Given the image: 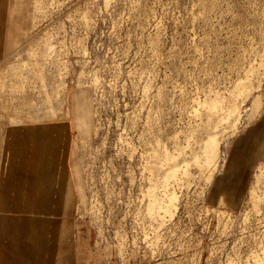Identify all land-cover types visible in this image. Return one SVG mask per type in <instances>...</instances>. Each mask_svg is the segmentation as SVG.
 I'll list each match as a JSON object with an SVG mask.
<instances>
[{"label": "rangeland", "instance_id": "rangeland-1", "mask_svg": "<svg viewBox=\"0 0 264 264\" xmlns=\"http://www.w3.org/2000/svg\"><path fill=\"white\" fill-rule=\"evenodd\" d=\"M6 18L0 112L62 114L79 264H264V0H6Z\"/></svg>", "mask_w": 264, "mask_h": 264}, {"label": "crops", "instance_id": "crops-1", "mask_svg": "<svg viewBox=\"0 0 264 264\" xmlns=\"http://www.w3.org/2000/svg\"><path fill=\"white\" fill-rule=\"evenodd\" d=\"M8 40L0 0V64ZM16 105L0 112V264H79L68 126L62 114Z\"/></svg>", "mask_w": 264, "mask_h": 264}]
</instances>
